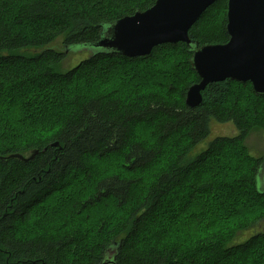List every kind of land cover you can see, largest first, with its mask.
<instances>
[{
  "label": "trees",
  "instance_id": "16d2710c",
  "mask_svg": "<svg viewBox=\"0 0 264 264\" xmlns=\"http://www.w3.org/2000/svg\"><path fill=\"white\" fill-rule=\"evenodd\" d=\"M155 2L0 0V99L12 85L48 96L59 81L81 77L91 85L105 78L118 67L115 61L132 68L157 61L165 50L183 54L178 73L166 83L126 78L125 90L51 100L49 113L67 118L26 146L9 144L13 131L27 125L24 113L23 122L10 119L19 128L0 123V157L39 150L27 161L0 158V264H98L113 241L120 244L118 264H264V232L234 242L241 231L264 223V189L257 179L264 160L244 145L253 128H264V95L251 82L226 79L208 84L202 102L189 106L188 88L200 77L184 42L138 57L90 54L104 25ZM227 2L208 8L190 37L200 45L226 43ZM59 39L73 53L81 46L87 56L64 70L67 53L58 48ZM25 104L41 111L44 103ZM214 121L232 122L240 134L218 137L193 156ZM142 127H148L144 136L138 134ZM110 159L119 160L118 172L104 169ZM152 168L158 173L130 206L145 180L141 173ZM23 224L27 232L19 234ZM103 225L106 232L123 227L103 237Z\"/></svg>",
  "mask_w": 264,
  "mask_h": 264
},
{
  "label": "water",
  "instance_id": "95a60500",
  "mask_svg": "<svg viewBox=\"0 0 264 264\" xmlns=\"http://www.w3.org/2000/svg\"><path fill=\"white\" fill-rule=\"evenodd\" d=\"M219 0H156L145 10L121 17L104 25L101 38L91 45L97 52L116 53L127 57L145 56L154 47L165 43L184 42L193 55L192 68L200 81L187 91L186 103L195 107L203 100L202 92L208 84L226 79L251 82L254 91L264 95V0H228L226 43H207L190 37L189 31L208 8ZM58 142L54 146H58ZM15 153L0 157L3 160L33 158ZM261 169V167H260ZM264 175V172H259ZM102 259V264H118L116 257L120 244L113 241ZM115 255L108 257L110 249ZM106 251V250H105ZM116 256V257H115Z\"/></svg>",
  "mask_w": 264,
  "mask_h": 264
},
{
  "label": "rangeland",
  "instance_id": "374dc122",
  "mask_svg": "<svg viewBox=\"0 0 264 264\" xmlns=\"http://www.w3.org/2000/svg\"><path fill=\"white\" fill-rule=\"evenodd\" d=\"M62 44V39H59L57 41V46L59 49H62L63 51H66V58L64 61L61 63V67L65 69H69L70 67H73L76 65V62L81 61L84 59L87 55H84L81 46H77L74 48V51L77 49L78 53H73L72 50L67 48L66 46H63ZM61 47V48H60ZM91 51V55L95 54L97 50L95 51L94 48H88ZM30 53H34L33 51H30ZM182 58L183 54L180 50H165L159 59L157 61H151V62H141L138 65L132 63V68L130 65H126L125 61L119 60L115 61L114 65L118 66L117 68L113 69L109 75L105 76V78H96L97 80L92 81L93 83L90 85L88 82L86 83L85 80L81 77L79 79H75L72 83H62L59 81V84L57 88L53 91L50 89V94L48 96L44 93H35L34 94V89L32 90V93H29L28 91L30 88H25V87H18L12 85V87H9L6 89L5 92V98L0 99V123H3L4 125H8L9 129H13V127L19 128L16 124H13L10 119L13 121H22V114L24 115L25 119H28V121L24 122L27 124L26 126H22L19 131L15 130L13 131V135L11 136L9 140L10 146L17 147L19 145H28L30 141H32L35 137L45 135L48 133L53 132L56 130L58 127H60L65 118H67L66 114L64 113V108H63V113L60 115H54L49 113L50 106H51V100L56 101L58 97L63 95L65 93V97H69L71 95H82V97H85L91 92H97L98 94H102L106 91L110 92L115 89H120L121 87L124 89L126 84L125 80L126 78L129 80H133L131 78H135L136 81H140L138 77H144L147 78L150 76L153 78L155 83H158L159 85L162 83H166L167 81V76L172 75L174 77L178 73V67L176 66L178 62L182 63ZM182 76L178 77L181 78ZM19 78V76H18ZM53 84L57 83L58 78H53ZM172 78L171 80H173ZM131 82H129L130 84ZM125 90V89H124ZM70 91V93H69ZM25 103H44L41 104L42 110L40 111L39 109L37 110L36 108H31L29 109ZM61 103H58V106L60 107ZM48 111V112H47ZM29 113L32 114V116H29ZM64 116V117H63ZM22 123V124H24ZM22 125L21 123H17ZM143 131L139 132L138 134L140 136H144L147 134V131H145V128L148 129V127H142ZM151 132V129H150ZM148 133L150 135L151 133ZM137 134V135H138ZM240 134L239 130L237 127L234 125L232 122H217L214 121L212 123L211 127V134L210 136L204 140L202 143H200L193 151V156L201 153L202 151L206 150L210 143L218 138V137H236ZM244 145L247 147L248 153L251 155L258 157V158H263L264 160V128H253L246 139L244 140ZM15 154V153H14ZM32 154V149H29L26 152H23L24 156H30ZM108 163L109 165H106L104 169L110 173V172H118L117 171V164H119V160H109ZM161 168L160 170H163V168L166 165L165 161L159 162ZM159 170H156L155 168H152L150 170H147L146 173H141L142 176L145 178L143 183L135 190L136 194H134L133 197V203L130 206H135L137 203L138 199H140L142 196H144L145 191L148 186H150L151 181L153 178L149 177L152 174L158 173ZM261 172H264V162L261 165L260 169V174ZM124 174H131L130 172L126 171ZM136 174V173H134ZM258 186L259 188L264 189V175H259L258 174ZM177 208V207H176ZM175 208V209H176ZM174 209L168 208L169 211H173ZM198 210L201 211V209L198 207ZM20 222H23V220H19L18 224ZM24 223V222H23ZM27 223V222H26ZM25 223V224H26ZM104 226V225H103ZM102 229L104 232L101 233L103 237H106V235L114 230H121L122 227L120 226H114L111 228V231L106 232L107 227H103ZM27 227H24L23 225H19L18 227V233L20 231L25 232ZM31 230V229H30ZM27 232V231H26ZM258 232H264V223L256 226L255 227L247 229L245 231H241L237 237L235 238L234 242L236 244L242 243L246 241L248 238L253 236L254 234ZM31 233L32 232H28Z\"/></svg>",
  "mask_w": 264,
  "mask_h": 264
},
{
  "label": "flooded vegetation",
  "instance_id": "af4514ba",
  "mask_svg": "<svg viewBox=\"0 0 264 264\" xmlns=\"http://www.w3.org/2000/svg\"><path fill=\"white\" fill-rule=\"evenodd\" d=\"M110 247H111V246H107V247H106V249H105L106 251H104L103 256L105 255V252H107V250H108ZM114 255H115V250L111 248V249L109 250L108 257H112V256H114ZM115 257H116V256H115ZM101 262H102V261H100L98 264H102ZM117 263H118V262H117Z\"/></svg>",
  "mask_w": 264,
  "mask_h": 264
},
{
  "label": "bare ground",
  "instance_id": "6f19581e",
  "mask_svg": "<svg viewBox=\"0 0 264 264\" xmlns=\"http://www.w3.org/2000/svg\"><path fill=\"white\" fill-rule=\"evenodd\" d=\"M246 83V82H245Z\"/></svg>",
  "mask_w": 264,
  "mask_h": 264
}]
</instances>
